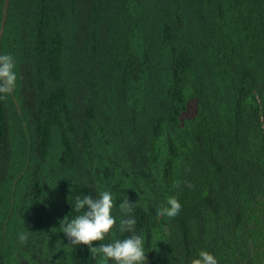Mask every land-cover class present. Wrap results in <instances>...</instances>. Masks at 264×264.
I'll return each mask as SVG.
<instances>
[{"label":"trees","instance_id":"1","mask_svg":"<svg viewBox=\"0 0 264 264\" xmlns=\"http://www.w3.org/2000/svg\"><path fill=\"white\" fill-rule=\"evenodd\" d=\"M0 54V264H104L60 228L102 191L146 264H264V0H0Z\"/></svg>","mask_w":264,"mask_h":264},{"label":"clouds","instance_id":"2","mask_svg":"<svg viewBox=\"0 0 264 264\" xmlns=\"http://www.w3.org/2000/svg\"><path fill=\"white\" fill-rule=\"evenodd\" d=\"M14 57L0 54V99L11 95L17 86V73ZM133 204L127 195L119 203L125 210L127 218L121 219L118 225L120 234L128 235L122 239L110 240V233L116 230L117 219L113 215L114 198L111 191H102L96 195H78L71 204L72 211L77 213L71 219L68 216L60 221L62 233L72 246L84 245L91 252L92 258L100 257L104 264H146L147 252L143 238L137 234V220L131 215ZM181 204L175 197L166 201V206L156 209L158 217L174 218L179 215ZM93 242H100L97 246ZM191 264H218L217 258L200 251Z\"/></svg>","mask_w":264,"mask_h":264}]
</instances>
